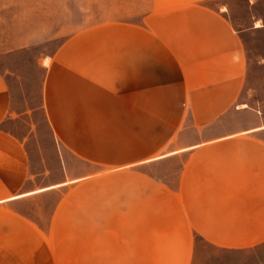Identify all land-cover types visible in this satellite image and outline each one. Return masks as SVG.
<instances>
[{
	"label": "crops",
	"instance_id": "1",
	"mask_svg": "<svg viewBox=\"0 0 264 264\" xmlns=\"http://www.w3.org/2000/svg\"><path fill=\"white\" fill-rule=\"evenodd\" d=\"M150 20L140 26L150 35H138L132 42L126 35L111 42L93 30L63 41L36 62L42 78L35 104L24 93L19 74L0 71V211L11 210L18 199L74 182L64 176L37 185L40 177H46L48 166L42 157L44 164L32 170L24 147L37 111L42 112L55 141L73 146L74 132L63 141L68 136L64 130L127 129L126 117L112 114L133 112L141 117L144 112H189L198 135L178 137L179 147L135 164L174 166L165 184L158 175L162 186L158 189L175 194L177 200L167 201L165 207L178 210L179 216L52 215L45 222L49 227L43 229L36 218L8 211L0 215V264H58L51 250L34 248L33 242L91 241L96 236L103 241L88 244L86 254H80L86 259L74 264H188L192 235L230 250L264 243V84L249 83L254 72L244 47V30L235 28L221 10L199 2L152 10ZM249 30L264 31V23H254ZM253 64L264 69V58ZM10 80L17 88L10 87ZM181 96L187 103L184 107L173 102ZM94 112L111 115L87 117L85 124L81 117H74ZM101 119L108 120L107 125L96 124ZM15 120L28 128L22 139L2 127ZM166 124L177 126L169 117ZM179 128L187 129L186 125ZM101 133L105 140L97 145L123 144L106 131ZM85 151L88 159L105 165L126 158L125 153L114 154L116 149ZM78 152L85 154L80 148ZM64 167L62 157L60 174ZM159 238L173 245L175 258L169 257L172 248L160 250Z\"/></svg>",
	"mask_w": 264,
	"mask_h": 264
},
{
	"label": "rangeland",
	"instance_id": "2",
	"mask_svg": "<svg viewBox=\"0 0 264 264\" xmlns=\"http://www.w3.org/2000/svg\"><path fill=\"white\" fill-rule=\"evenodd\" d=\"M189 2H199L221 10L235 28L244 30V47L251 70L254 72V78L250 79L249 83L263 85L264 69L254 67L253 63L264 58V31L249 29L254 23H264V0H0V71L19 74L24 81V93L30 96L31 103L35 104L42 78V69L36 65L37 60L53 53L73 34L93 30L96 36H103L105 40L111 42H117L122 35H126V40L132 42L138 35H150L141 30L140 26L149 24L152 10L181 6ZM10 87L15 89L17 85L10 80ZM174 101H179L183 107L187 105L182 96L174 97ZM110 115L105 112H94L74 114V117H81L80 120L85 124L87 117L105 118ZM112 115L121 119L125 116L127 129L106 127L102 131L96 128L64 130L68 136L64 135L63 141H68L72 131L74 132L73 146L55 141L53 131L45 122L42 112L37 111L32 119L31 133L24 138V147L30 156L32 170L40 168V164L43 163L42 157L48 166L46 177L37 178L39 183L37 185L57 182L64 176L65 180L74 179V182L18 199L11 210L3 208L0 215L16 211L24 216H32L40 222L43 229L49 227L45 222L52 215L63 218L179 216L178 210L165 207L167 201L177 200L175 194H167L163 189H158L162 188L158 182V175L165 184L166 174L167 176L168 172L171 174L174 166L168 167L166 163L154 165L144 163L138 166L135 164L141 158L144 160L164 153L167 149L179 147L178 137L198 135L197 128L192 125V115L189 112L168 114L144 112L141 117L140 114L133 112ZM168 117L176 121L175 128L167 126ZM101 120L103 121L96 124L107 125L108 120ZM15 121L18 122L7 125L3 123L2 127L16 135L18 139H22L27 135L28 128L21 122L22 120ZM181 125H186L187 129L181 131L179 128ZM105 131L123 144L97 145L98 142L105 140L101 133ZM79 148L85 154L78 152ZM88 149L89 151L104 149L107 152L116 149L114 154L125 153L126 158L105 165L88 159L89 154L85 151ZM100 155L104 156L103 153ZM38 156L40 161L37 159ZM62 157L65 167L60 174L58 160ZM70 172L74 176H71ZM57 204L62 205L54 210ZM99 239L103 241L96 236L91 241L33 242L32 247L51 250L55 254V259L59 261L58 264H74L77 259L85 260L86 257L80 254H86L87 245L97 244ZM192 246L188 264H264V243L252 248L230 250L216 247L199 236L192 235ZM159 247L160 250H169L173 245L167 246V243L159 238ZM172 251L174 253L169 256L170 259L175 258L173 255L176 251L173 248Z\"/></svg>",
	"mask_w": 264,
	"mask_h": 264
},
{
	"label": "bare ground",
	"instance_id": "3",
	"mask_svg": "<svg viewBox=\"0 0 264 264\" xmlns=\"http://www.w3.org/2000/svg\"><path fill=\"white\" fill-rule=\"evenodd\" d=\"M256 25H258V24H256Z\"/></svg>",
	"mask_w": 264,
	"mask_h": 264
}]
</instances>
